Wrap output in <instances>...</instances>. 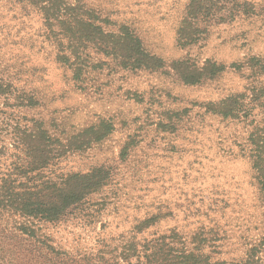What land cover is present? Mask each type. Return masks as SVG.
<instances>
[{
	"label": "rangeland",
	"instance_id": "374dc122",
	"mask_svg": "<svg viewBox=\"0 0 264 264\" xmlns=\"http://www.w3.org/2000/svg\"><path fill=\"white\" fill-rule=\"evenodd\" d=\"M47 1L0 0V184L26 182L19 142L35 124L52 142L38 176L105 174L56 222L9 208L3 234L26 238L31 264H146L161 240L154 264H264V0H63L48 22ZM121 26L163 66L125 67L105 39Z\"/></svg>",
	"mask_w": 264,
	"mask_h": 264
},
{
	"label": "trees",
	"instance_id": "16d2710c",
	"mask_svg": "<svg viewBox=\"0 0 264 264\" xmlns=\"http://www.w3.org/2000/svg\"><path fill=\"white\" fill-rule=\"evenodd\" d=\"M191 4H193L194 8L192 11L197 12L201 9L200 0H192ZM61 5H64L63 0H51L47 1L43 9L45 12L47 8L53 10L55 7L59 8ZM56 12L57 14L59 13L57 10H54L52 14L45 12L46 21L48 22L49 16L56 15ZM76 19L78 20L77 23L88 24L81 18ZM87 26L94 27L93 24H88ZM94 29L96 28L94 27ZM98 29L101 31L99 27ZM78 37L80 38L78 43L79 48L85 47L86 45L85 39L83 38H86L88 41L91 40L90 37L96 38L94 33L91 35L89 32L85 36L79 34ZM107 38H111L109 49L114 54H119V58L125 67L128 66L132 69H157L163 66V63L159 58L150 55L142 49L140 39L134 35L127 26H121L117 33H109L105 35V39ZM78 47L76 49L77 53L79 51ZM60 59L65 60V62L70 61L69 58L65 56L60 57ZM219 70L220 69L213 64L207 66L205 71L203 70L188 75L187 77L183 75V79L186 83L196 84L200 82L203 76L214 75L219 72ZM76 71L81 72L82 69L78 66ZM0 89H2V86H0ZM2 91L3 90H1V92ZM226 103L227 102H225V104ZM228 110H231V108H227L226 111ZM21 134L22 138L19 143L21 144V150L24 153V160L23 163L18 166L17 171L20 177L26 179V182L19 186H14L10 182L11 180H9V174L1 179L0 215L9 211V208H14V211L18 212L23 217H32L44 222H56L63 217L70 208L81 204L87 195L99 189L103 180L102 175L103 173L105 174L103 169H97L95 171V173H99L97 177L78 173L68 175L60 184L52 182L49 179L45 180L41 178V176H38L37 173L46 167L52 159V142L47 136V132L41 129L38 124H35V126L29 130H22ZM100 136L101 135H94L93 138H87L88 140H83L78 144L69 143L68 148L70 149L71 146H75L76 149L81 148L88 145L91 139V141H96ZM256 151L257 153L254 156V164L257 172L256 179L260 186V190L264 191L263 142L257 144ZM33 172H35V176L31 175ZM36 178L40 179L37 181ZM27 181H32V183L27 186ZM1 228L0 225V264H31L28 258V252L31 253L32 251L28 249L27 245L23 244V240H26V238L23 240L21 239L22 241H15L14 237L10 238L9 236H5V234H3L4 230ZM23 230L27 231L28 228H23ZM9 239L13 241V243L10 244L11 249H9ZM12 244H17L18 246H12ZM160 245L167 246V244L161 240V243L154 244V246L150 244V247L146 248V252L143 255L146 264H154L153 253ZM182 258L185 260H182L183 262L181 263L191 262V264H196L197 262L191 253L182 255ZM42 263L41 260L40 264Z\"/></svg>",
	"mask_w": 264,
	"mask_h": 264
}]
</instances>
